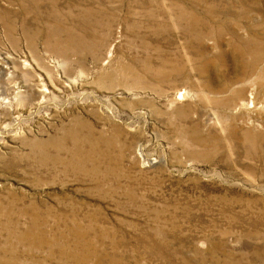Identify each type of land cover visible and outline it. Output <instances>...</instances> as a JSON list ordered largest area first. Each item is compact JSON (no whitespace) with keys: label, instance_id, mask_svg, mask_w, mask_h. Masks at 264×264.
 Here are the masks:
<instances>
[{"label":"rangeland","instance_id":"1","mask_svg":"<svg viewBox=\"0 0 264 264\" xmlns=\"http://www.w3.org/2000/svg\"><path fill=\"white\" fill-rule=\"evenodd\" d=\"M0 264H264V0H0Z\"/></svg>","mask_w":264,"mask_h":264},{"label":"bare ground","instance_id":"2","mask_svg":"<svg viewBox=\"0 0 264 264\" xmlns=\"http://www.w3.org/2000/svg\"><path fill=\"white\" fill-rule=\"evenodd\" d=\"M183 95H184V92H183V93H182V94H181L179 97H180V98H182V97H183ZM243 100H244V99H243ZM246 100H248V99H246ZM246 100H245V101H246ZM243 104H244V106H245V105H247V103H246V102H244ZM242 106H243V105H242Z\"/></svg>","mask_w":264,"mask_h":264},{"label":"water","instance_id":"3","mask_svg":"<svg viewBox=\"0 0 264 264\" xmlns=\"http://www.w3.org/2000/svg\"><path fill=\"white\" fill-rule=\"evenodd\" d=\"M183 90H185V89L183 88ZM182 93H183V91H182V90H181V91H179V95H180V94H182Z\"/></svg>","mask_w":264,"mask_h":264}]
</instances>
